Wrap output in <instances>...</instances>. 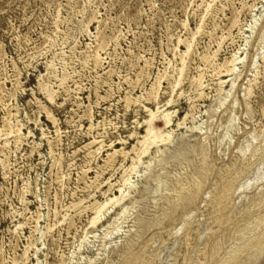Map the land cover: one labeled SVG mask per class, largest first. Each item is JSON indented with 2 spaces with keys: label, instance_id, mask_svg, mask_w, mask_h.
<instances>
[{
  "label": "rangeland",
  "instance_id": "obj_1",
  "mask_svg": "<svg viewBox=\"0 0 264 264\" xmlns=\"http://www.w3.org/2000/svg\"><path fill=\"white\" fill-rule=\"evenodd\" d=\"M182 40L192 44L185 56ZM213 53L219 64L237 53L242 62L236 74L210 69L202 59ZM263 56L264 0H0V130L20 126L26 134L18 143L0 134V264H92L96 258L93 264H129L135 254L132 264H222L249 246L264 233V203L245 210L264 193L263 161L237 177L225 226L214 223L205 205L223 180L219 171L228 166L230 176L238 158L240 171L250 152L257 159L264 146ZM182 59L187 70L172 92L168 80L178 78ZM159 73L167 78L158 101H146ZM195 79L201 89L192 85ZM140 96L127 107L126 97ZM232 106L239 128L230 147L226 139L216 151L197 200L180 209L169 202L159 225L147 199L154 180L181 163L201 177L202 145L212 156L223 131L219 123ZM163 111L173 113L174 125L187 117L183 127H174L171 151L157 155L167 166L153 163L148 171L155 150L141 156L123 202L126 218L116 220L120 205L90 229L94 212L88 207L119 194L139 155L131 150L145 133L144 121L154 112V125L164 130ZM95 140L92 149L102 150L91 159L86 145ZM114 148L129 155L100 168ZM188 216L194 221L184 229ZM109 224L114 226L107 235ZM243 264H264V250Z\"/></svg>",
  "mask_w": 264,
  "mask_h": 264
},
{
  "label": "bare ground",
  "instance_id": "obj_2",
  "mask_svg": "<svg viewBox=\"0 0 264 264\" xmlns=\"http://www.w3.org/2000/svg\"><path fill=\"white\" fill-rule=\"evenodd\" d=\"M208 7V6H207ZM92 19V18H91ZM61 22V21H60ZM91 22V21H90ZM202 27V26H201ZM201 31V29H199ZM85 32H90L89 28L86 27L84 29ZM262 39V38H260ZM179 44H183L186 47V51L184 52L183 56L187 55L190 53L192 44H190L187 41H180ZM101 47V45H100ZM217 53V52H216ZM216 53H213V55H204L203 61L205 64L212 69L215 73H225L227 77L233 76L236 74V69L239 64L242 62V58H238L237 53L233 54V56L230 59H226L224 63L219 64L216 62ZM94 58V66L98 67L100 63V57L99 54H96L93 56ZM263 61H264V56H263ZM147 66V65H146ZM205 66V65H204ZM49 69L51 70L52 65L48 66ZM187 70V64L186 62L182 59V67L178 70V78H176L173 82H170L168 80V85L172 92L180 86L182 83V79L184 76L185 71ZM200 72V71H199ZM258 76V72L254 74V77L256 78ZM50 77V76H49ZM167 78V75L165 73H159L154 80V83H152L151 88L145 98L146 101H152V102H157L158 101V93H159V87L161 84V81ZM200 78V77H199ZM66 80V76H63L61 78V84L63 85ZM140 80V79H139ZM256 80V79H255ZM192 85H195L197 89H201L203 87L200 79H195L192 82ZM224 85V81H220L219 83V90H222ZM233 88V85L231 86ZM251 88L249 87L246 90V93L244 95L245 99L247 100L251 93ZM47 93V98L50 99V101L53 102L55 99L54 91L51 89H48L46 91ZM230 92L227 93L229 95ZM203 92L199 93L198 97H202ZM143 98V96H140L138 98L132 99L130 97H126V105L129 107L132 103H137L140 101V99ZM225 100L221 101V104H223ZM169 101L168 103H170ZM249 107V105H247ZM165 111V110H164ZM161 115L162 123L164 124V130H158L156 126L154 125V119L156 118V114L152 112L149 116V119L144 121V126H145V133L139 138L136 146L132 148V152L136 153L137 151L139 152V155L136 156L135 158H132V165L129 168V176L127 178H124L122 180V185L121 188H119V194L118 195H113L112 198H107L104 204H93L92 206L88 207L93 210L94 216L91 218L89 222L90 229L96 225V223L102 218V216L105 213H108L110 209L115 208L117 206L122 205V211L119 214L118 219H123L126 218L128 211L127 208H124L125 205H123V202L126 200L128 197V193L134 188L131 185L130 182V174H134L137 171L138 165L141 162V156L149 155V152L153 149L155 150L156 156L159 154H165L168 151H171V145L173 144V139H174V134H175V129L176 128H181L184 126L185 121L187 120V117H185L183 120H179L176 125H174L173 120H172V112H167ZM161 114V113H160ZM235 114H236V109L235 106H232L229 111L225 112L224 118L220 121L219 123V128L221 127L223 129L220 138L214 143V153L211 156V153L209 151V146L203 144L202 145V150L201 153L199 154V161H200V166L202 168V176L199 177L197 176L194 171L189 170L185 167V164L181 163L179 169L175 170L173 173L170 175H165V172L162 170L160 174L158 175V178L154 180V184L147 196V199L150 204V213H151V218L155 221H158V224L161 225L164 221V219L167 217V204L171 202L176 208H181L184 205V208L187 205L193 204L199 194L201 193V190L205 187L207 184V181L209 179V175L212 173L211 171L209 172V168L211 170L214 168L213 163L217 162L218 158L216 155V151L220 149L222 144L225 142L226 139H229V147L232 142V139L237 135L236 130L239 128L238 125L236 124V119H235ZM190 117L194 119V114H190ZM8 126V125H4ZM93 127V125H91ZM194 129V128H192ZM4 133L6 137L13 136L14 142L18 143L22 138L26 136V134L22 131L20 126H16L14 128L7 127L4 128L3 130H0V134ZM138 133H133V135H137ZM7 142L9 140L7 139ZM97 141H91L89 144L86 145V148L88 149V157L91 159L94 158L100 150H102V145L101 147L93 150L92 146L96 143ZM202 143V142H201ZM254 150V149H253ZM252 150V151H253ZM137 152V153H138ZM129 155V152L125 151V149H116L114 148L111 153H108L107 159L104 160V165L100 168H112L116 162V158L118 156H122L123 159H125ZM137 155V154H136ZM239 159L235 162L234 164V172L230 174V176H226L227 172V167L222 168L218 176L220 179H223L221 183H219V180L216 181L215 185L212 188V193L213 197L208 201V203L205 205L206 209L214 214L213 219L215 224H220L222 225L223 223L225 224V220H228V215L227 211L232 209V204H233V198L236 194L237 187L239 184V179L237 178L239 175H243L247 172V170L251 169L254 167L257 163L260 161L264 162V146H260V151H259V156L257 159H254V154L250 152L249 159L246 161V164L241 168L240 171H237V164L239 162ZM156 163L158 166H163L165 168L167 165L161 160L160 156H157L154 158V160H151L147 168L148 171H151L153 166L152 164ZM103 172V171H102ZM209 172V173H208ZM98 173V172H97ZM99 174V173H98ZM98 175L96 176L95 179H97ZM173 182L172 189H169V184ZM94 183V182H93ZM92 183V184H93ZM172 184V183H171ZM111 185L109 186V188ZM257 202V204H262L264 203V193L260 195L258 200L252 201L245 210H249L251 205ZM205 204V203H204ZM256 207V206H255ZM146 220V218H145ZM148 220V219H147ZM146 220V221H147ZM194 219L191 221L189 220V216L184 220V229L187 228L192 224ZM116 222V221H115ZM149 222V221H148ZM223 224V225H224ZM114 224H109L107 226V235L110 234L111 230L113 229ZM225 226V225H224ZM223 226V227H224ZM221 227V228H223ZM175 229V228H173ZM134 230V229H133ZM133 230L127 231L123 237H121L122 242L120 243L121 246H124L125 241L127 243V240L129 238L130 233L133 232ZM119 230H116L118 232ZM173 231V230H172ZM176 231V230H174ZM114 232V233H116ZM213 234V233H212ZM169 237L172 238V235L170 234ZM212 238V235L210 239ZM221 239V238H220ZM188 241V238L182 237L181 244H183L184 241ZM211 242V241H210ZM28 248V247H27ZM212 247H209L210 249ZM264 250V233L260 234L249 246L238 250L234 255H232L230 258L226 259L223 261L222 264H243L247 262L252 256L256 255L259 257L261 254H263ZM205 253V252H204ZM137 254L133 255L136 256ZM130 259L129 264L133 263V259ZM98 258L95 260H91V263L93 264ZM200 261V259H199ZM113 260H108L105 264H113Z\"/></svg>",
  "mask_w": 264,
  "mask_h": 264
}]
</instances>
